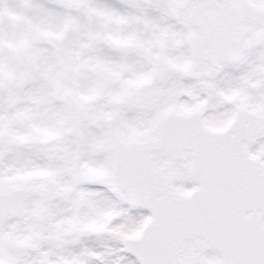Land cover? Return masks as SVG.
I'll use <instances>...</instances> for the list:
<instances>
[{
    "label": "snow or ice",
    "instance_id": "obj_1",
    "mask_svg": "<svg viewBox=\"0 0 264 264\" xmlns=\"http://www.w3.org/2000/svg\"><path fill=\"white\" fill-rule=\"evenodd\" d=\"M0 264H264V0H0Z\"/></svg>",
    "mask_w": 264,
    "mask_h": 264
}]
</instances>
